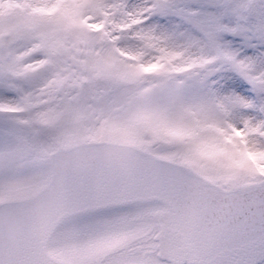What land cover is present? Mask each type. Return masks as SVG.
<instances>
[{"label":"snow or ice","instance_id":"obj_1","mask_svg":"<svg viewBox=\"0 0 264 264\" xmlns=\"http://www.w3.org/2000/svg\"><path fill=\"white\" fill-rule=\"evenodd\" d=\"M0 264H264V0H0Z\"/></svg>","mask_w":264,"mask_h":264}]
</instances>
